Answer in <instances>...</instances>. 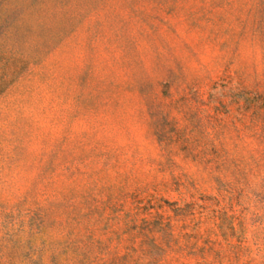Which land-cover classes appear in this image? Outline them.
Returning <instances> with one entry per match:
<instances>
[{"label": "rangeland", "instance_id": "obj_1", "mask_svg": "<svg viewBox=\"0 0 264 264\" xmlns=\"http://www.w3.org/2000/svg\"><path fill=\"white\" fill-rule=\"evenodd\" d=\"M0 264H264V0H0Z\"/></svg>", "mask_w": 264, "mask_h": 264}]
</instances>
